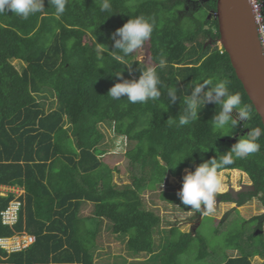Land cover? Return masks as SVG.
Masks as SVG:
<instances>
[{"label":"trees","instance_id":"trees-1","mask_svg":"<svg viewBox=\"0 0 264 264\" xmlns=\"http://www.w3.org/2000/svg\"><path fill=\"white\" fill-rule=\"evenodd\" d=\"M110 3L111 15L100 11L98 0H68L60 19L49 0H44L43 13L28 20L11 12L0 14V185L25 190L18 221L11 226L3 223L1 212L16 193L3 195L0 189V237L24 233L36 237L19 251L9 253L0 247V264H101L95 253L104 239V227L125 236L121 237L126 249L134 256L150 254L149 264H200L214 254L200 230L202 223L195 235L171 227L157 251L155 232L161 218L146 206L143 194L162 186L168 175L180 176L184 169L193 172L202 163L219 160L252 128L264 129L229 53L219 47V22L213 16L217 0H199L193 8L190 0ZM140 15L156 22L143 45L147 60L133 53L115 61L110 52L122 54L113 47L112 33ZM97 43L107 48L102 61L96 59ZM160 59L166 60L163 69ZM13 60L23 62V68L19 70ZM148 66L157 68L162 81L158 101L132 104L127 98L113 100L107 95L120 79H138ZM208 78L214 83L229 80L230 92L251 108L250 119L233 115L237 125L228 136L223 130L213 131L212 118L220 111L215 102L202 105L199 119L189 125L167 122L178 121L185 107L183 97L191 94L194 83ZM169 87H177L178 98L172 105ZM44 92L54 96L55 108L46 109L39 98ZM103 123L130 144L125 156L138 173L131 174V183L123 187L114 182L119 168L103 159L108 153L102 147ZM258 143V152L234 158L218 170L238 169L251 179L254 188L240 193V205L258 197L264 206V135ZM217 196L237 201L229 192ZM160 198L183 210L201 212L183 205L176 193L162 192ZM89 204L90 213L84 214ZM257 220H244L243 225L249 227ZM250 229L227 233V247L239 249L240 255L224 264H252L253 255L264 256V234ZM185 254L194 255L196 263L185 259Z\"/></svg>","mask_w":264,"mask_h":264},{"label":"clouds","instance_id":"clouds-1","mask_svg":"<svg viewBox=\"0 0 264 264\" xmlns=\"http://www.w3.org/2000/svg\"><path fill=\"white\" fill-rule=\"evenodd\" d=\"M98 2L101 12H107L109 15L113 13L110 0H98ZM67 3L68 0H49L50 7L55 10L54 16L56 19L63 16ZM44 11V0H0V14L11 12L23 20H28L30 17ZM155 24L154 18L140 15L132 17L123 26L116 29L112 33L111 39L114 41V49L122 55L110 52L112 59L121 62L124 58L142 48L152 36ZM104 51H107V48L103 44L97 43L95 48L97 61L103 60L102 53ZM165 66L166 60L160 59L159 67L163 69ZM129 68H131V65H129ZM115 76L122 77V73H117ZM161 85L162 81L157 68L148 66L141 69V75L138 79H120L109 89L107 95L113 100L127 98L128 102L132 104H146L149 101H158L161 98ZM194 85L191 94L183 97L185 107L183 113L179 115L178 121L173 118L167 120L170 126L175 124L177 127H182L191 124L199 119L201 106L211 102H215L220 106V111L212 118L213 131L225 130L228 127L234 129L236 127L237 119L233 118L234 109L238 110L240 120L251 118L250 106L242 104V98L239 94L230 92L229 80L218 79L214 83L211 78H208L203 79V83L197 82ZM206 88L207 90H205ZM167 97L171 105L176 103L178 98L177 87H169ZM165 110H168L167 107H165ZM262 135H264V129L260 127L252 128L248 135L241 137L229 152L219 157V160L212 159L200 164L195 171L189 172L184 177L182 189L178 192L181 203L197 211H200L203 206L208 213H211L214 210L215 197L223 187V178L218 174V170L231 165L234 158L243 159L258 152L261 147L258 141ZM22 196H20V199Z\"/></svg>","mask_w":264,"mask_h":264},{"label":"rangeland","instance_id":"rangeland-1","mask_svg":"<svg viewBox=\"0 0 264 264\" xmlns=\"http://www.w3.org/2000/svg\"><path fill=\"white\" fill-rule=\"evenodd\" d=\"M219 47L221 43L219 42ZM148 56L147 45L138 49L135 52V57L141 61H146ZM13 63L21 70L24 66L23 62L19 60H13ZM39 98L44 101L46 109L56 107V100L53 95L48 92H44L39 95ZM233 115L239 118L238 110H233ZM101 129L105 132V140L102 145L108 152L103 156V159L113 167L119 168V171L114 172V182L117 185L123 187L131 183V174L138 173L130 163L129 159L125 156L126 150L130 147L127 140L119 139L113 128L107 123L100 124ZM231 127L223 130V135L228 136L230 134ZM192 172L191 169H184L180 176L168 175L165 183L159 186L156 190H146L143 194L144 202L146 206L154 210L161 218L158 230L155 232L156 242L159 244L157 251H160V244H163L169 237V229L173 226L180 228L185 232L196 233V229L200 226L201 232L207 238L211 245L214 254L212 258L204 259L200 264H223L229 256L227 247V233L230 231L247 229V225H243L244 220L239 217L237 211L241 212V215L245 218H250L254 215H258L264 212V206L258 197L246 202L243 206L238 205L235 202H223L220 197H215L214 210L208 213L202 206L201 212L186 211L181 209L175 203H171L166 199L160 198L162 192L176 193L182 189L184 177ZM223 178V187L220 193L229 192L233 197L238 198L239 194L244 191L253 190V184L247 173L238 169H226L218 172ZM3 195L7 192H15L17 196L21 194L23 190L18 187H3L1 188ZM92 206L89 204L84 209V214H89ZM229 214V216H227ZM232 215V216H231ZM227 216V217H226ZM231 216L224 225L219 222L225 221ZM213 219H212V218ZM226 217V218H225ZM220 226L219 230L216 228ZM104 235L103 241L100 243V247L96 250V261L101 264H149L147 261L151 258L150 254L141 253L133 255L126 249V241L122 238L125 236H118L113 234L112 231L104 227L102 229ZM122 236V237H121ZM214 248V249H213ZM219 248V249H218ZM231 248V247H230ZM217 249V250H216ZM198 250V249H197ZM195 252V251H194ZM130 253V254H129ZM231 255H236V250H230ZM192 254H185L183 257L196 263ZM127 259V262H123V259ZM150 258V259H149ZM129 262L131 263H128ZM254 264H263V260L259 257H254ZM140 262V263H138Z\"/></svg>","mask_w":264,"mask_h":264},{"label":"water","instance_id":"water-1","mask_svg":"<svg viewBox=\"0 0 264 264\" xmlns=\"http://www.w3.org/2000/svg\"><path fill=\"white\" fill-rule=\"evenodd\" d=\"M220 43L264 123V51L249 0H217Z\"/></svg>","mask_w":264,"mask_h":264},{"label":"built area","instance_id":"built-area-1","mask_svg":"<svg viewBox=\"0 0 264 264\" xmlns=\"http://www.w3.org/2000/svg\"><path fill=\"white\" fill-rule=\"evenodd\" d=\"M249 3L253 11L255 21L258 24L259 38L264 51V0H249ZM18 189L23 191L18 196L16 194V198H14L8 207L1 212L4 224L13 226L18 221L19 213L23 205V201L20 199V196H22L25 192V190L21 187H18ZM35 240V235L28 233L14 235L13 237L2 236L0 237V247L10 253L27 248Z\"/></svg>","mask_w":264,"mask_h":264},{"label":"flooded vegetation","instance_id":"flooded-vegetation-1","mask_svg":"<svg viewBox=\"0 0 264 264\" xmlns=\"http://www.w3.org/2000/svg\"><path fill=\"white\" fill-rule=\"evenodd\" d=\"M199 0H190V2H191V6H192V8H193V6H194V3H196V2H198ZM245 192V191H244ZM233 197V196H232ZM235 198V197H234ZM239 199H240V194H239V196H238V198H235V200H237L235 203H237L238 201H239ZM222 200V199H221ZM223 201V200H222ZM248 201H250V200H247V201H245L243 204H238V205H240V206H243L246 202H248ZM223 202H225V201H223ZM227 202V201H226ZM229 202V201H228ZM263 205V204H262ZM264 208V207H263ZM238 214H239V217H241L243 220H250L251 218H253V217H258V220L256 221V223H254V224H251V225H249V227H251V229L250 230H252L253 231V233L254 234H258V233H260V234H264V212L263 213H261V214H258V215H254V216H252V217H250V218H245L244 216H242L241 215V212L240 211H238ZM227 217V216H226ZM225 217V218H226ZM230 218V217H229ZM229 218L228 219H226L225 221H222V224L224 225L228 220H229ZM242 223H244V222H242ZM248 227V228H249ZM228 252H229V254L227 255V256H229L228 258H227V260L224 262V263H227V261H228V259H230V258H233V257H237V256H239L240 255V253H239V249H237V248H233V247H228L227 249H226ZM230 250H236L237 251V254L236 255H231L230 254ZM259 257V259H262L263 261H264V256H261V255H253L251 258H250V260H251V263L252 264H254V260H253V258L254 257ZM223 263V264H224ZM263 264H264V262H263Z\"/></svg>","mask_w":264,"mask_h":264},{"label":"crops","instance_id":"crops-1","mask_svg":"<svg viewBox=\"0 0 264 264\" xmlns=\"http://www.w3.org/2000/svg\"><path fill=\"white\" fill-rule=\"evenodd\" d=\"M4 186L3 185H0V188H3Z\"/></svg>","mask_w":264,"mask_h":264}]
</instances>
